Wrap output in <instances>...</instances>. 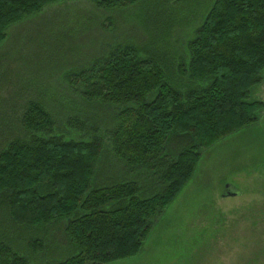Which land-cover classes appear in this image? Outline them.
I'll return each instance as SVG.
<instances>
[{"label": "trees", "instance_id": "16d2710c", "mask_svg": "<svg viewBox=\"0 0 264 264\" xmlns=\"http://www.w3.org/2000/svg\"><path fill=\"white\" fill-rule=\"evenodd\" d=\"M59 1L0 0V44L10 26ZM94 1L114 10L137 0ZM172 18L161 19V32ZM164 33L146 49L113 47L67 75L88 109L110 117L87 141L65 140L40 100L24 101L15 123L0 114V264H30L2 226L41 231L63 221L72 253L45 264L136 256L152 221L192 178L201 149L264 116V99L252 98L264 84V0H212L184 57L175 59ZM2 100L12 105L15 97ZM73 122L83 129L81 117ZM28 245L41 252L45 243Z\"/></svg>", "mask_w": 264, "mask_h": 264}, {"label": "rangeland", "instance_id": "374dc122", "mask_svg": "<svg viewBox=\"0 0 264 264\" xmlns=\"http://www.w3.org/2000/svg\"><path fill=\"white\" fill-rule=\"evenodd\" d=\"M211 1L137 0L114 10L94 0L45 6L5 32L0 44V114L7 111L15 123L22 103L35 99L55 116L65 140L87 141L94 127L105 132L109 115L88 109L71 89L67 75L113 47L131 44L146 49L151 36L162 32L166 35L162 43L176 53L175 59L184 57L186 43ZM170 16L174 22L161 32V19ZM11 97H15L12 105L4 104L2 99ZM252 98L264 99V84L254 89ZM75 117L83 119V129L77 128ZM168 150L173 152L174 146ZM111 172L115 179L116 168ZM225 184L240 195L224 197ZM65 224L26 232L4 225L2 230L11 248L30 264H45L71 255ZM31 238L45 243L41 252L29 247ZM111 264H264V116L201 149L192 178L152 221L141 251Z\"/></svg>", "mask_w": 264, "mask_h": 264}, {"label": "water", "instance_id": "95a60500", "mask_svg": "<svg viewBox=\"0 0 264 264\" xmlns=\"http://www.w3.org/2000/svg\"><path fill=\"white\" fill-rule=\"evenodd\" d=\"M240 191L232 186L231 184H225L224 190H223V196H237L240 195Z\"/></svg>", "mask_w": 264, "mask_h": 264}]
</instances>
